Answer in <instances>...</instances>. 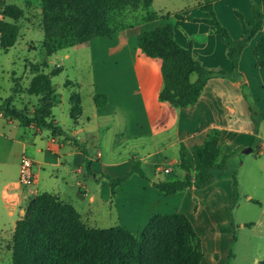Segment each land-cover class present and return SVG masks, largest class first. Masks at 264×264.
Returning <instances> with one entry per match:
<instances>
[{"label":"rangeland","instance_id":"obj_1","mask_svg":"<svg viewBox=\"0 0 264 264\" xmlns=\"http://www.w3.org/2000/svg\"><path fill=\"white\" fill-rule=\"evenodd\" d=\"M198 1L200 0H153L148 11L166 18L158 19L156 23L140 21L145 13L143 9L136 11L125 9L116 17L119 30L111 37L64 48L46 57L44 34L47 30H55L60 26L65 16L56 13L50 18H45L41 9V0H0V20L16 29L14 45L6 53L0 51V101L12 98V105L16 111L23 112L27 116L32 115L39 97L27 93L33 77L30 68L33 64L42 63L45 65L42 69L45 75H49L57 67L61 69L58 74L50 77L55 97V105L51 110L54 119H59L61 123L70 120L69 101L72 96L80 101L83 119L91 118L94 112L91 98L95 93L94 82L97 83L99 76L108 74L112 69L108 61L112 58L113 52L109 48L121 44L134 50L138 34L164 21L172 27L173 41L183 48L189 47L193 58L203 66L212 69L208 66L216 61L223 65V61L225 62L223 50L226 45L213 31L212 35L203 32V30H213L211 27L192 20L204 15L197 8ZM259 3L260 0H217L213 4V10L219 23L228 31L232 39L237 40L241 37L239 16L244 22L249 21L250 6ZM7 5L19 8L21 15L17 19L3 17L2 9ZM176 14L191 20L177 19ZM121 26L131 27L120 29ZM259 36L260 33L244 48L242 69L248 81H243L240 89L251 106L256 105L255 109L258 112L260 109L257 108L258 103L264 110V68H251V63L254 62L251 49ZM143 58L147 57L143 55ZM154 60L160 64L158 59ZM226 62L230 69L229 60L227 59ZM221 67L219 69L225 71L223 67L227 66ZM99 96L98 107H104L106 100L102 95ZM124 115L123 118L127 123L131 115ZM159 120L162 121V118ZM99 123L102 125L101 121ZM170 123L171 118L162 126ZM122 125L123 123L118 122L116 117L114 122L110 121V131L99 133L101 141L96 146V149L103 153L102 162L127 160L125 171L121 167L118 168V173H122L121 176L130 171L133 163L138 161L134 156H142L144 147L146 148L151 141L144 134L136 136L135 130L138 131V127L122 129ZM259 127L264 132V120L258 121L257 130ZM20 128L22 130V127ZM119 131L122 135H118ZM163 136V132L156 131L157 148L152 150L149 143L151 154L139 163L143 177L133 172L125 181L115 185L113 195H110V202L97 201L95 204H88L86 198L84 200L86 208L75 206L79 212L70 204L81 218L78 221L84 223L88 229L115 228L114 246L130 264L135 261V257L130 249L129 235L144 237L141 264H167L173 250L172 223L167 218L160 219L153 216L167 217L181 212L190 220L200 239L204 258L199 264H223L229 248L232 252L229 264H264V213L263 217L258 218L259 207L244 201L243 196V193H253V191L258 196L264 189L262 186L264 182L255 184L252 178L257 162L256 138L253 140L251 147L253 151L250 153H244V148L230 147L233 154L225 160L224 168L215 173L216 180L211 185L203 189L188 188L172 195H164L153 188L152 183L181 179L184 172L178 168V162H175L178 159V146L163 151L157 150L162 148ZM242 138H244L242 135H235L233 139L238 141L243 140ZM3 145V149L8 153L10 146L6 142ZM221 146L219 161L226 153L225 145ZM99 165L100 167L97 166L99 169H105L101 164ZM164 169H168V172H164ZM232 177L237 183V200L234 204ZM21 192L20 190L21 197H18L19 203H16V210L12 216L8 215V209L4 208L5 204L0 199V264H11L14 223L30 216L39 195L35 193L28 197ZM69 192L73 193L71 189ZM138 197H141V202H134ZM75 201L72 202L75 204ZM64 222V227L62 225L59 227L56 223L55 236L58 240L56 245L58 244L60 250L76 247L83 241L90 243L89 239L83 237L82 228H79L75 220L66 216ZM241 223L254 225L240 227ZM232 236L235 240L231 244ZM95 262L92 244H85L82 250L73 252L60 264H95Z\"/></svg>","mask_w":264,"mask_h":264},{"label":"trees","instance_id":"obj_2","mask_svg":"<svg viewBox=\"0 0 264 264\" xmlns=\"http://www.w3.org/2000/svg\"><path fill=\"white\" fill-rule=\"evenodd\" d=\"M153 0H41V9L45 18H50L56 13L65 16L64 22L55 30H47L44 34L46 57L58 50L74 47L99 38H109L118 29L116 17L125 9L136 11L143 9L144 15L141 22H152L158 19H166L155 12L148 11ZM199 9L206 14L201 21L213 28V32L219 40L226 45L227 57L230 62V70L209 69L193 58L189 47L183 48L177 45L172 38V27L167 21L144 31L136 37V47L142 54L160 61V73L162 77V89L158 99L168 102L175 108H185L194 105L203 91L208 80L212 78H224L243 85L241 73L238 71V62L245 46L260 33L253 49L256 68L264 67V0L259 4L250 6V19L244 22L239 16L241 24V37L232 39L228 31L219 23L213 11V0H204ZM3 17L17 19L21 11L14 5L4 6ZM177 19L191 20L176 14ZM131 26H121L120 29ZM0 51L6 53L15 43L16 29L0 20ZM44 64H33L30 72L33 74L27 93L39 97L38 104L34 107L32 115L27 116L23 112L16 111L12 105V98L0 101V115L5 119L14 120L21 126L35 125L39 129L61 133L51 110L55 105L54 90L50 77L58 74L61 69H53L49 75H45L42 69ZM193 76L195 77L193 79ZM16 92V89L14 90ZM243 94V92L241 91ZM99 95L93 99L98 106ZM243 97L246 99L245 95ZM247 101V99H246ZM70 117L76 121L81 114L80 101L72 96L70 98ZM248 102V101H247ZM255 103V101H254ZM248 102L250 119L254 124V132H257L259 120H264V113L255 109ZM258 118H256V117ZM220 133L217 129H211L206 134L205 140L199 145L186 147L180 144L178 153V168L184 172L181 179L173 181H161L152 183L153 188L164 195H172L188 188L203 189L216 180L215 173L224 168L225 160L233 151L229 146H224L225 152L220 161L222 146L219 143ZM139 161H135L130 171L116 179L107 177L111 195L115 185L125 181L128 176L136 172L143 177V171L139 168ZM233 204L237 200V183L232 177ZM70 216L82 228L83 237L90 243L81 242L78 246L66 250H60L56 233L58 226H65V218ZM154 218L169 219L172 223L173 250L167 264H199L203 259L200 239L190 220L181 212L171 216L154 215ZM79 214L66 202H63L48 193H39L30 216L17 220L13 230V247L11 264H60L67 260L75 251H80L85 244H92L95 264H130L117 251L114 246L116 235L115 228L88 229L81 223ZM152 220V219H151ZM80 222V223H79ZM235 240L232 236L230 243ZM130 249L135 257L131 264H141L143 256L144 237L129 235ZM232 257L231 249L223 264H229Z\"/></svg>","mask_w":264,"mask_h":264},{"label":"crops","instance_id":"obj_3","mask_svg":"<svg viewBox=\"0 0 264 264\" xmlns=\"http://www.w3.org/2000/svg\"><path fill=\"white\" fill-rule=\"evenodd\" d=\"M215 1L217 0H213V4ZM203 2L204 0L197 2L198 9ZM205 17L204 13L198 19ZM153 22L156 23L157 20L151 23ZM158 25L160 24L154 27ZM212 31L203 30L207 35H212ZM254 46L251 49L252 54ZM109 49L113 52L112 58L108 61L112 69L108 74L99 76L97 83L94 82L95 93L91 96L94 112L91 118L83 119L81 108V114L76 121L71 119L70 114L68 116L70 120L67 119L62 123L59 119H54L62 132L53 134L49 130L39 129L33 124L28 127L21 126L18 122L5 119L0 115V199L5 204L4 208L8 209L9 216L14 214L15 205L19 203L18 197H21L17 179L19 160L22 155L33 162V169L35 168L33 190L36 193H48L63 202L74 207L81 206L83 209L86 208L84 207L86 198L88 204H95L97 201L110 202L111 191H109L107 177L113 179L121 177L122 173H118V168L121 167L125 171L127 160L102 162L103 153L96 149V146L101 141L99 133L109 132L111 129L109 122H114L115 117L118 122L123 123L122 129L138 127V131L135 130L136 136L144 134L151 140L146 148L144 147L142 156L133 155L139 162L144 157L150 156L149 143H151L152 150L157 148L156 131L164 134L162 148L157 149L158 151L179 147L180 144H184L186 147L199 145L205 140L206 134L211 129L219 131L221 145L231 148H251L253 140L256 138L258 150L255 160L257 162L252 178L255 184L264 182V132L261 127L256 133L254 132L248 102L241 93L240 82L212 78L208 80L194 105L175 108L168 102L158 99L163 84L160 64L154 58L145 56L137 47L130 50L120 44ZM223 51L225 60L223 65L216 61L213 65L206 66L212 69L227 66L223 68L225 71H229V64L226 62L228 59L227 48H224ZM243 54L244 49L239 57L238 71L242 76L241 81L246 82L248 81L246 73L242 69ZM143 55L147 58H143ZM251 68H256L255 59L251 63ZM96 94H101L106 100L104 107H98L95 104L93 97ZM257 108H260V113H264L260 103L257 104ZM124 114L131 115L127 123L123 118ZM160 118L162 121L159 120ZM169 118H171V123L162 126L164 123L167 124ZM100 121L102 125H100ZM118 135H122V132ZM235 135H242L244 138L234 141ZM5 142L10 146L8 153L3 149ZM252 151L253 149L250 152ZM175 162L177 163L178 159ZM99 164L105 169H99ZM104 176L105 178H103ZM262 186L264 187V184ZM69 189L73 193H70ZM243 196L244 201L259 207L258 218L263 217L264 189L258 196L255 191L253 193L245 192ZM73 200H76V205L72 202ZM139 201L141 202V197L134 200V202ZM258 220L261 221V219ZM249 224L241 223L239 226L254 225L253 223Z\"/></svg>","mask_w":264,"mask_h":264},{"label":"built area","instance_id":"obj_4","mask_svg":"<svg viewBox=\"0 0 264 264\" xmlns=\"http://www.w3.org/2000/svg\"><path fill=\"white\" fill-rule=\"evenodd\" d=\"M164 172H168V169H164ZM34 182L33 162L28 157L22 155L19 160L18 189L26 196L31 197L36 193L33 190Z\"/></svg>","mask_w":264,"mask_h":264},{"label":"water","instance_id":"obj_5","mask_svg":"<svg viewBox=\"0 0 264 264\" xmlns=\"http://www.w3.org/2000/svg\"><path fill=\"white\" fill-rule=\"evenodd\" d=\"M250 151H251V148L250 147H248V148H246V149L243 150L244 153H249Z\"/></svg>","mask_w":264,"mask_h":264}]
</instances>
